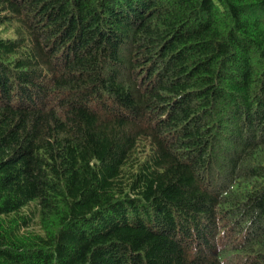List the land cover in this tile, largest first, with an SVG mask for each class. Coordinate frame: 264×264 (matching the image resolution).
Here are the masks:
<instances>
[{"label": "trees", "instance_id": "1", "mask_svg": "<svg viewBox=\"0 0 264 264\" xmlns=\"http://www.w3.org/2000/svg\"><path fill=\"white\" fill-rule=\"evenodd\" d=\"M0 264H264V0H0Z\"/></svg>", "mask_w": 264, "mask_h": 264}, {"label": "clouds", "instance_id": "2", "mask_svg": "<svg viewBox=\"0 0 264 264\" xmlns=\"http://www.w3.org/2000/svg\"><path fill=\"white\" fill-rule=\"evenodd\" d=\"M5 35L7 36H11L12 35V30L10 29L8 33H6ZM13 39L15 38L14 36L12 37Z\"/></svg>", "mask_w": 264, "mask_h": 264}]
</instances>
